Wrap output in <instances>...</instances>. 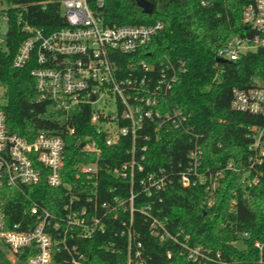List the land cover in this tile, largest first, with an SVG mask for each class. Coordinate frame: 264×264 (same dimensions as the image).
<instances>
[{"label":"trees","instance_id":"16d2710c","mask_svg":"<svg viewBox=\"0 0 264 264\" xmlns=\"http://www.w3.org/2000/svg\"><path fill=\"white\" fill-rule=\"evenodd\" d=\"M153 4V13L146 14L135 0H104L98 9L104 24L109 26L139 25L161 22L163 30L155 35L136 58L143 59L152 69L153 79L167 62L176 68V81L166 97L169 108L176 107L187 116L191 131L174 129L171 126L154 132L152 125L146 129L147 140L143 154V172L159 173L164 170V186L152 191L142 202L150 204L152 211L159 208L174 226L190 234L192 243H201L214 251H220L229 264H264L258 261V250L253 241L264 243V164L249 167L248 149L251 127L264 126V118L230 109L233 87L249 85L252 77L264 80V48L242 54L233 62H218L217 50L230 37L248 34L241 21V8L247 0H148ZM205 2L203 5L202 2ZM7 8L0 10L6 17V32L0 44V85L3 87V102L0 110L5 115L8 132L32 140L40 131L60 134L64 140V179L73 177V166L95 159L79 147L83 140H94L102 148L97 157L100 168V188H111V193L101 196L110 199L114 194L126 198L128 183L106 173V169L119 167L129 159L126 150L130 141L106 146L102 136L95 134L89 124L90 108L80 111L65 120L64 124L54 116L46 102L35 101L34 77L30 74L32 61L23 67L12 65L18 48L27 37L24 24L50 32L64 25L58 0H0ZM18 17L21 21L18 22ZM65 125L73 128L67 133ZM199 137H196V134ZM202 147V166L215 172L232 162L238 171H223L212 192L205 184L183 187L178 174L186 162L187 153L194 141ZM251 169V170H250ZM250 170V171H249ZM248 172V173H247ZM258 174V182L248 186L246 178ZM63 189L53 188L42 179L38 184L24 187L21 194L13 188H2L0 200L8 224L23 222L27 218L23 209L34 202L55 215L62 214L66 202ZM205 211V214H204ZM127 221L126 214L121 215ZM137 228L143 242L144 264H197L178 254L176 247L168 242H159L149 234L147 223L135 215ZM32 221V220H31ZM124 226L120 220L109 222L107 230L91 239L78 242L85 251L82 264H125L126 247L119 232ZM247 233V237H241ZM242 242V249L235 243ZM113 242V250L105 246ZM171 250L167 257L166 250ZM8 251L0 247L3 264H25L27 249L16 255L15 261L8 258ZM67 254L57 250L52 254L51 264H69Z\"/></svg>","mask_w":264,"mask_h":264},{"label":"built area","instance_id":"2783aa9c","mask_svg":"<svg viewBox=\"0 0 264 264\" xmlns=\"http://www.w3.org/2000/svg\"><path fill=\"white\" fill-rule=\"evenodd\" d=\"M58 3L64 25L44 32L24 24L22 29L27 37L20 44L12 65L20 68L30 61L34 63L30 74L34 77L35 101L46 102L61 124L74 111L88 106V122L106 146L127 137L129 159L105 171L128 183V194L126 198L114 194L111 200H100L112 190L99 187L97 157L102 148L94 140L81 141L80 148L94 154L95 159L75 164L73 177L65 180L62 136L40 131L32 140H27L10 133L0 110V190L13 188L22 194L24 187L44 179L48 186L63 189L68 199L62 204L61 215L52 214L33 202L29 209H23L32 220L27 218L26 228H22L23 222L8 224L0 200V240L8 251V258L14 262L18 252L27 249L30 254L25 264H51L57 249L66 252L69 264H82L85 251L79 248L78 242L104 233L110 221L119 219L124 226L118 235L125 242V264H144L137 214L139 221L147 223L151 236L176 247L187 261L229 264L220 251L192 243L190 234L169 222L159 208L152 211L150 204L142 202L143 196L150 197L152 191L161 189L166 182L163 169L159 173L141 174L144 155L136 156V151L146 149L145 144H139L148 138L146 129L151 125L154 132L167 126L186 132L192 129L181 110L167 105L166 97L176 81L174 64L167 62L153 79L152 68L143 59L135 61L151 39L163 30V24L158 21L109 26L98 12L104 0H58ZM0 16L6 20L4 15ZM241 21L249 33L230 37L217 50V58L233 62L242 54L264 48V0H247L241 8ZM110 99L116 107L114 112L106 113L104 108H98L99 103L105 105ZM230 109L264 118V83L252 77L249 85L233 87ZM65 128L67 133L75 131L66 125ZM248 136L251 138L248 149L252 153L248 161L253 168L264 164V126L251 127ZM178 166L182 167L178 182L183 187L205 184L211 192L224 170L238 171L228 162L223 169L209 172L202 166V147L196 139L186 162ZM245 180L248 186L255 185L258 174ZM123 214L127 215V221L120 218ZM247 236V233L241 235ZM113 245L109 242L105 247L113 250ZM253 247L258 250V261L264 262V243L255 240ZM171 253L170 249L166 250L167 257Z\"/></svg>","mask_w":264,"mask_h":264},{"label":"rangeland","instance_id":"374dc122","mask_svg":"<svg viewBox=\"0 0 264 264\" xmlns=\"http://www.w3.org/2000/svg\"><path fill=\"white\" fill-rule=\"evenodd\" d=\"M7 8L4 3H0V9ZM5 32H6V22L5 20L0 16V42L1 45H3L4 39H5ZM259 79V78H258ZM260 82L264 83V80L259 79ZM3 87L0 85V103L3 102ZM98 108H104V111L106 113L114 112L116 110L115 104L113 102V99H110L105 105L103 103H99ZM235 245L242 249L243 245L241 241H237ZM0 247L3 249L4 245L2 244V241L0 240Z\"/></svg>","mask_w":264,"mask_h":264},{"label":"water","instance_id":"95a60500","mask_svg":"<svg viewBox=\"0 0 264 264\" xmlns=\"http://www.w3.org/2000/svg\"><path fill=\"white\" fill-rule=\"evenodd\" d=\"M135 2L143 13H146V14L147 13L148 14L153 13L152 12L153 11V4L150 1H148V0H135ZM216 60L218 62H226V60L221 59V58H216ZM82 146H83V143H80L79 147H82ZM204 214H205V211H204ZM0 264H3L1 259H0Z\"/></svg>","mask_w":264,"mask_h":264}]
</instances>
